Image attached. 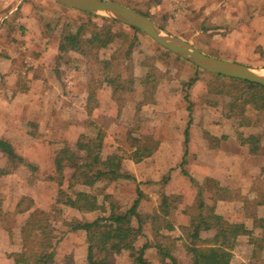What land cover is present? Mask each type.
Masks as SVG:
<instances>
[{"label":"rangeland","instance_id":"obj_1","mask_svg":"<svg viewBox=\"0 0 264 264\" xmlns=\"http://www.w3.org/2000/svg\"><path fill=\"white\" fill-rule=\"evenodd\" d=\"M29 1L35 8V11L32 9V12L37 14L47 13L49 14L48 17L55 20V24L52 26L56 27L55 32L58 34L62 31L63 24L66 21L76 26L77 24L79 25L81 20L90 21L89 23L91 24H106L108 23L106 20H111L97 15L89 18L77 10L65 8L64 6H62L63 10H60L62 9L61 6L52 0ZM115 1L129 5L131 8L148 12L156 20L155 22L162 20L166 22L167 27L163 29L169 32H177L178 36L189 38L191 41L193 37L190 34L198 32L197 23L200 16L203 18L204 15L208 14L206 10L208 5H214V16L209 14L211 18H214L215 16H220L221 8L226 7L228 4V9L235 20L236 29L228 35L211 36L204 42L208 48L205 51L208 54L218 55L220 58H227L264 68V15H260L264 14V8H257L260 0H180L183 4L179 0ZM248 5H251L252 10L248 8ZM56 7H59V10ZM249 11H251L250 14L248 13ZM249 16L253 17L251 21L248 19ZM241 17L243 20L240 21ZM18 28L17 26L12 27L11 34H14ZM113 28L115 31L123 33L125 37L135 38L131 64H125L121 67V70L124 77L129 74L136 76V89L134 92L125 91L118 95L117 100L115 99L114 101L112 99L114 102L113 111H110L112 106L105 94L108 92L110 95L112 86L108 83V78L118 74V63H113L107 67L105 62L101 63L100 61L109 59L119 49L123 43V38L119 37L118 39L115 36L100 37L94 39L86 47L87 52L85 54L73 51L67 53L65 57L58 60V66L56 67L57 76L61 78L66 76L72 81L76 79L77 81H82V91L84 90L89 96L94 95L87 107L88 118L86 117V119L88 120L80 124L86 128V134H84L85 132L81 134L80 140L90 143L94 151L100 147L104 156L111 153L122 155L123 171L132 177L131 179H119L115 182L101 181L97 185L100 199L102 200L103 194H110L118 211L123 213L131 208L138 198V189H141L144 196L148 193V195H153L154 197L153 204H146L145 206L144 200L146 196L143 198L141 209L149 212L156 207L155 204L158 205L162 201L164 194L161 192L169 191L174 187L172 185L175 184V188L180 189V192L173 195L177 196L180 202L176 204L177 209H173L169 216V219L178 227L171 232V237L185 238L188 235V227L190 225V214L187 213V210L196 204L193 200V187L196 182L192 181L194 173H197L196 163L199 165L208 158L213 164L216 162L215 164L219 166L223 163L226 153H229L231 160L228 161L235 162L233 169L239 171V161L240 158H245L246 152L244 148L246 147H239V141L234 135L235 125L233 122H228L221 118L222 111L220 113L202 107L204 101L209 99V101L216 100L221 108L225 109L227 98L210 96L207 94L206 89L211 80H223L200 70L198 72L199 80L188 90L191 99L195 103L194 111H187V103L183 99L179 83L194 77L196 71L194 66L188 61L175 57V55L168 54L167 50L157 45L141 31L132 32L126 25L118 24H114ZM192 29L193 32L191 31ZM197 36L198 34L194 35V37ZM111 39H113V42H111ZM148 74L163 78L162 83L168 85L165 88L168 89L165 91V96L158 97L155 95L156 92H153L148 93L143 98L144 86L140 84V77ZM75 85L76 90L70 91L78 92L79 85ZM137 103H140V105ZM142 103H144V106ZM136 104L140 106V111H135ZM79 113V111H72L70 116L75 117L77 121ZM248 114L254 116L252 112ZM130 130H133L134 133L139 132L143 135L152 136L159 143H162V148L160 149L159 147L153 157L144 159L143 163L135 164L134 166L130 165L129 161L132 160L130 158L132 148L128 142ZM187 131L189 132L188 137ZM213 136L217 137L216 140ZM66 145L69 144L64 143L56 149L63 148ZM69 146L76 148L75 144ZM208 147H210V154L206 156L204 152L207 151ZM21 164H24L22 160L11 157L6 165L0 166V176L10 173L12 170L17 173L16 179L2 182L5 187L0 188V190L4 189V192L0 194V264H25L22 255L27 253L26 236L28 226L26 216L20 210L27 207L29 201H25L20 209L17 208L13 211L3 206V201L7 199L8 195L14 194L15 184L26 185L33 182L23 169H18ZM256 165V162L253 163V168ZM23 166L26 167V164ZM29 168L32 169L33 173L40 172L41 175L42 167L39 169L31 164ZM49 171L50 169L44 168L45 173L49 174ZM32 177L34 178L35 175ZM37 180V182L33 183L42 182L41 179ZM238 181V179H235L229 182L234 184ZM252 182L254 183L252 188H256L253 192L256 193L255 195L260 194L261 196L258 198L250 197L249 201L251 202L248 203V211L258 215L260 211L256 203L260 199L264 200V184L262 183L264 181L255 180ZM77 189L88 190L80 186ZM182 189H184L183 194L181 192ZM63 191L65 192L66 189ZM57 196L58 193L54 198V204L48 210L52 214L57 237L55 260L51 264H82L84 260L82 236L81 239L76 236L68 237L69 232L72 231L68 230L64 223L75 216L69 207L55 204ZM47 198V195L43 196L42 201L48 203L49 200ZM107 209L109 211L108 204H106ZM134 223L136 225V222ZM151 231L148 226H145L144 233L146 236L138 238L135 244H131L124 251L113 255L114 264H133L130 258L132 249L142 247L152 239ZM80 232L86 237L85 232ZM206 235L203 234V237H206ZM182 243V241L178 240L175 248L172 249V254L176 258L175 262L177 264H192L193 255L186 251ZM70 244H73L74 247L70 248ZM236 246L237 244L234 245L233 251ZM240 252L246 258L245 263L261 264L262 260L260 258L248 259L249 251L244 253L240 248ZM145 258L150 264H174L154 248L147 249Z\"/></svg>","mask_w":264,"mask_h":264},{"label":"trees","instance_id":"obj_2","mask_svg":"<svg viewBox=\"0 0 264 264\" xmlns=\"http://www.w3.org/2000/svg\"><path fill=\"white\" fill-rule=\"evenodd\" d=\"M209 6L206 8L208 14L204 15L203 18L200 16L197 23L198 36H192V42L204 53H207L208 50L204 44L207 39L213 35H228L236 29L235 20L228 9V4L226 7L221 8V15L214 18L209 15L214 16V5ZM260 7L264 8V0L258 1L257 8ZM248 8L252 10L251 5H248ZM133 9L156 21L148 12L137 8ZM79 12L89 18L95 17L92 14ZM250 12L248 13L250 14ZM252 18V16H249V21ZM241 20H243L242 17ZM106 21L108 25L91 24L90 21L81 20L79 25L76 26L66 21L63 24L58 41V59L61 60L71 51L85 54L87 52L86 47L94 39L100 37L115 36L118 39L119 37L123 38V43L109 59H98L101 60V63L105 62L107 67L113 63H118V74L108 78V83L111 84L113 89V97L117 100L118 95L121 93L135 91L136 76L129 74L124 77L121 70V67L125 64H131L135 38L125 37L123 33L115 31L113 28L114 24H124L115 20ZM156 23L162 28L167 27L166 22L163 20ZM127 27L132 32H139L138 29ZM111 42H113V39H111ZM166 52L173 55L168 51ZM209 55L220 57L214 54ZM193 66L196 69L194 77L179 83L183 99L187 103V111H194L195 103L191 99L188 90L199 80L198 72L201 70L195 65ZM211 75L223 81L211 80L206 88L207 94L213 97L227 98L225 101L226 106L223 109L216 100L209 101L207 99L202 107L220 113L222 111L221 118L234 123V135L239 141V145L247 146L252 155H258L264 140V87L249 81L231 79L215 74ZM162 82V77L148 74L142 79L141 84L148 88V92L153 93L159 89L160 85V90L165 91L167 84ZM249 112H252L254 116L249 115ZM188 134L187 131V137ZM213 137L216 140L217 137ZM128 142L132 148L130 158L135 163L151 157L160 147L159 141L152 136L143 135L139 132L134 133L133 130L129 131ZM0 147L10 157L16 158L7 143L1 141ZM75 147L66 145L56 150L55 172L48 177V180L58 187L55 204L67 206L80 216H75L64 223L68 230L85 232L87 237L86 264H114L113 255L124 251L129 245L135 244L138 238L146 236L144 233L145 226L152 230L150 232L152 239L142 247L132 249L130 258L133 264H150L145 258V253L147 249L151 248L156 249L163 257L177 264L172 249L175 248L178 240L182 241L186 251L193 255L192 264H230L233 258V247L241 236H249L256 254L263 250L264 218H254V228L262 231L261 236H256L255 231L248 229L245 224L229 222L224 217L216 214L213 204L230 197V191L222 187L217 180L207 178L202 184H196L198 186L196 204L187 210V213L190 214L188 235L185 238L171 237V232L176 227L169 216L173 209H177L176 204L180 202L177 196L164 195L157 208L151 212H146L141 209L143 198H145L144 193L141 189H138V198L131 208L126 212H119L110 194H103L102 200L100 199L97 185L103 180L115 182L119 179L132 178L131 175L123 171V156L117 153L104 156L100 147L94 151L90 143H85L82 140L78 141ZM192 181L194 182V179ZM79 186L88 190L77 189ZM64 189H66L65 192ZM207 200L210 204L206 202ZM25 201H29V205H26L27 207L21 209L20 212L26 216L28 226L26 236L27 253L23 254L22 258L25 264H51L55 260L57 244L56 228L52 221V214L41 208H34V200L29 197L22 198L18 205L19 209ZM106 204L109 206V211L106 210ZM134 222H136V225ZM202 234L207 235L203 237Z\"/></svg>","mask_w":264,"mask_h":264},{"label":"crops","instance_id":"obj_3","mask_svg":"<svg viewBox=\"0 0 264 264\" xmlns=\"http://www.w3.org/2000/svg\"><path fill=\"white\" fill-rule=\"evenodd\" d=\"M52 1L56 3L54 0ZM180 3L182 2L180 1ZM60 6L62 8V5ZM32 9L35 11L29 0H0V142L7 143L13 150L16 156L13 159H20L22 163L26 164V167L21 164L18 169H23L33 182H37V179L42 180L40 183L14 185L18 189L15 188L14 194L8 195L7 199L3 201V206L12 211L18 208L24 197L34 200V208L48 211L52 207L54 198L58 193V187L55 183L49 181L48 177L55 172L56 148L64 143L74 145L80 141L81 134L84 132L86 134V128L80 124L87 122V107L91 103L92 97H94V95L89 96L84 90L82 91V81H77V79L72 81L66 76L65 78L57 76L58 41L61 32L59 34L55 32L56 27L52 26L55 24V20L48 17L49 14H37L32 12ZM56 9L59 10V7H56ZM60 10H63V8ZM49 18L52 20H49ZM15 26L19 27V30L17 29L14 34H11V28ZM191 31L193 32V29ZM170 33L178 36L177 32ZM195 34L191 33L190 35ZM184 39L192 42L189 38ZM144 77H140V84ZM74 84L79 85L78 92L70 91L76 90ZM160 87L155 95L158 97L165 96V91L168 89L161 91ZM147 90L148 88L145 86L143 98L148 93H152ZM105 95H107V99L110 100L112 106L110 111H113V100L115 101L113 89H110V95L108 92ZM158 97L157 99H159ZM137 104L135 111H140V106H138L140 103ZM142 105L144 106V103ZM72 111L80 112L77 121L75 117L70 116ZM239 147L243 148L244 146L239 145ZM161 148L162 143H160ZM244 151L246 155L245 158H240L239 171L233 169L235 162L228 161L231 160L229 153H226L223 163L221 162L222 164L219 166L215 164L216 162L213 164L208 158L199 165L196 163L197 173H194V182L202 184L207 178H213L222 187L227 188L230 191V197L213 204L216 214L224 217L229 222L243 223L248 229L255 231L256 236H261L262 231L254 228V218H264V200L260 199L256 203L260 211L258 215L248 211V203L251 202L249 201L251 196L253 198L261 196L260 194L255 195L256 193L253 192L256 188H252L254 184L252 181H264V140L258 155H252L247 146ZM209 154L210 147L204 152L206 156ZM10 158L0 147V166L6 165ZM255 162L257 165L253 168L252 165ZM141 163L143 161L139 163H135L133 160L129 161L132 166ZM31 164L39 169L42 167L41 175L40 172H32V169L29 168ZM44 168L50 169V175L44 172ZM131 169H129L130 172H132ZM33 175H35L34 178ZM16 176L15 170L2 174L0 176V188L5 187L2 182L10 179L14 180ZM235 179L239 181L234 184L229 182ZM262 183L264 184V182ZM172 186L174 187L169 191L166 190L161 193L164 195L179 194L180 189L175 188V184ZM2 192H4V189L0 190V194ZM181 192L183 194L184 189ZM45 195L48 197V203L42 201V197ZM193 195V200L196 202L198 197V186L196 185L193 187ZM145 196L144 206L153 204V195L147 193ZM206 202H209V200ZM160 203L155 204V208ZM70 211L74 216L80 217L72 209ZM175 227L178 228L177 225ZM80 231L69 232L68 237L76 236L81 239L82 236V248L84 250L82 264H86L87 237L83 236ZM249 239V236H241L237 239V246L232 251L233 258L230 264H247L240 248L244 253L249 251V260L260 258L262 260L261 264H264V248L256 254ZM69 247H74V245L70 244Z\"/></svg>","mask_w":264,"mask_h":264},{"label":"water","instance_id":"obj_4","mask_svg":"<svg viewBox=\"0 0 264 264\" xmlns=\"http://www.w3.org/2000/svg\"><path fill=\"white\" fill-rule=\"evenodd\" d=\"M81 12L102 16L138 29L149 39L173 55L210 74L244 80L264 87V68L206 54L192 42L173 35L149 16L115 0H54Z\"/></svg>","mask_w":264,"mask_h":264},{"label":"bare ground","instance_id":"obj_5","mask_svg":"<svg viewBox=\"0 0 264 264\" xmlns=\"http://www.w3.org/2000/svg\"><path fill=\"white\" fill-rule=\"evenodd\" d=\"M264 72V71H263Z\"/></svg>","mask_w":264,"mask_h":264}]
</instances>
